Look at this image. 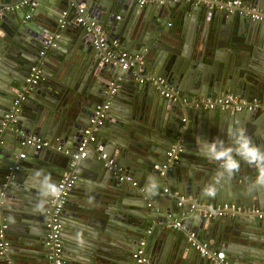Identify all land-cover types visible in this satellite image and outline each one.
I'll list each match as a JSON object with an SVG mask.
<instances>
[{"label":"water","instance_id":"obj_1","mask_svg":"<svg viewBox=\"0 0 264 264\" xmlns=\"http://www.w3.org/2000/svg\"><path fill=\"white\" fill-rule=\"evenodd\" d=\"M21 1L0 0V226L5 225L9 239L0 264H24L12 254L47 264L48 203L43 212L35 210L43 179L36 172L43 170L57 183L95 106L105 102L94 140L75 162L78 176L60 212L62 264H116L115 259L130 256L141 236L149 246L151 231L170 227L174 219L182 220L227 264H264V188L253 186L258 170L240 161L239 171L220 178L215 197H207L203 189L214 182L219 166L184 150L198 148L197 137L209 142L220 138L227 144L226 129L236 126L264 150V117L257 114L264 107V19L209 10L197 0L144 5L134 0H28L16 12L9 9ZM244 1L264 17V0ZM42 6L50 9L40 14ZM65 8L68 12L62 15ZM79 15L83 24L76 22ZM89 22L100 27L102 47L94 48L95 35L85 29ZM219 23L257 26L262 36L256 41L220 35ZM106 49L141 54L142 72L165 78L180 98L156 96L152 85L138 82V73L102 61ZM33 64L39 65L40 76L12 117L5 119ZM189 93L202 97L232 93L257 100L258 106L216 112L183 102ZM30 133L49 140L57 137L61 149L26 146L25 156L19 157L20 141ZM172 144L184 146L175 158L166 155ZM103 151L134 184L119 181L103 166L99 157ZM152 181L155 194L149 192ZM172 191L191 199L177 205ZM225 202L238 210L211 218L198 214ZM163 231L166 238L176 239L175 251L180 253L167 256L148 249L153 264H212L179 235L186 234L183 230ZM21 256L17 257L24 261Z\"/></svg>","mask_w":264,"mask_h":264},{"label":"built area","instance_id":"obj_2","mask_svg":"<svg viewBox=\"0 0 264 264\" xmlns=\"http://www.w3.org/2000/svg\"><path fill=\"white\" fill-rule=\"evenodd\" d=\"M138 5H144L147 2H159L161 0H135ZM197 2H202L208 9L213 10H225L227 12H238L248 15L253 20H262L264 19L263 15L259 13L255 8L245 6L241 3L240 0H197ZM28 4V0H22L19 4H15L11 6L10 10L18 9L21 5ZM78 13L82 12V8H78ZM67 12L62 11V15H65ZM27 17V15H25ZM83 18L79 15L76 18V22L82 23ZM87 33H94L95 37L92 39V44L94 48L102 47L104 44L103 37L99 36L100 27L97 24L89 22L87 26H85ZM57 36V35H55ZM116 43L113 41L112 45ZM102 61L117 64L121 70L131 69V72L138 73L137 80L141 83H147L152 85L157 93L161 95L163 98H166L170 101H175L180 98V93L177 89L169 85L165 78L158 76L149 72H142L141 64H142V55L135 53L131 54L128 51L119 49H106L104 52V56L101 58ZM40 76V68L38 64H33L29 68L28 75L24 79V84L20 87V92L16 95V98L12 102V106L9 110V113L4 115L5 119L11 118L13 112L16 110L17 105L24 98V94L27 92L28 88L32 83H34L38 77ZM112 89L110 90V92ZM183 102H188L190 105L194 107H200L202 109H220L226 110L229 112H239L241 110H252L258 106L256 101H247L244 99H240L237 95L232 93L220 94L213 97H190L186 99L182 98ZM108 102H105L101 105H97L93 111V114L89 117L88 125L83 129L82 136L76 145L74 151L69 154L67 166L65 172L58 179L56 186L59 189V195L56 197H49L47 203L48 208L45 214V228L47 229L46 234V247L47 254L46 260L47 264H62V245L60 241V212L64 206L65 200L68 196V193L75 183L78 172L75 166V162L80 157H83L85 154L86 146L89 142L94 140L93 132L97 128V126L101 123L104 110L107 107ZM58 139H54L51 141L46 138H42L36 134H28L26 135L22 141H20V145L24 146H32L35 149L40 148H54L56 151L61 149V145L57 142ZM182 150L181 144H173L166 151V155L169 158H175L176 154ZM64 153L67 154V150H64ZM23 153H19V157H23ZM99 157L103 159V166L111 171V174L116 177L119 181H132L131 176L125 174L121 168L117 167L114 161L106 156L105 153H100ZM163 192H168L167 188H163ZM173 196H176L178 201L177 205H180L182 202L188 201L191 199L190 195L186 194H178L176 191L171 193ZM237 209L233 203H221L219 205H215L214 207L206 208L202 211H199L198 214L205 218H211L216 216H222L227 211H233ZM252 212L258 213V216H261L262 212H258L257 209H251ZM4 224L0 226V254H7V245L8 240L4 234ZM170 227L176 230H183L186 233V240L188 244L196 250L201 256L207 258L212 264H225V259L222 255L218 254L216 251L208 248L206 243L199 241L194 232L186 227L180 219H174L171 221ZM146 233H150V229L146 230ZM131 259L133 264H153L151 260L148 258L145 252V240L141 238L138 240L134 250L131 253ZM12 264V263H9Z\"/></svg>","mask_w":264,"mask_h":264},{"label":"clouds","instance_id":"obj_3","mask_svg":"<svg viewBox=\"0 0 264 264\" xmlns=\"http://www.w3.org/2000/svg\"><path fill=\"white\" fill-rule=\"evenodd\" d=\"M226 133L227 144L220 138H215L211 142L200 137L196 138L198 155H203L219 166L216 179L203 189V194L207 197H215L216 184L219 179L225 176L229 178L234 176L240 169V161L258 170L253 186L264 188V150H261L251 141L243 127H229L226 129ZM36 175L42 176L43 179L40 183L39 199L35 210L43 212L48 198L58 196L59 189L55 183L51 182L50 174H46L43 170H37ZM155 188V181H152L149 189L150 194H155Z\"/></svg>","mask_w":264,"mask_h":264},{"label":"crops","instance_id":"obj_4","mask_svg":"<svg viewBox=\"0 0 264 264\" xmlns=\"http://www.w3.org/2000/svg\"><path fill=\"white\" fill-rule=\"evenodd\" d=\"M135 1V0H134ZM217 1H221V0H217ZM241 1V3L243 4V5H245V6H248V8H251V7H253V6H250L249 4H246V2L244 1V0H240ZM136 2V1H135ZM137 3V2H136ZM14 6V5H13ZM19 8L20 7H18V9H15V10H13V12H16V11H18L19 10ZM42 10H39L38 12L40 13V14H43L44 13V11L43 10H46V9H50V7H47V6H42ZM253 8H255V7H253ZM259 13H261L260 12V10L259 9H257V8H255ZM28 10H30V8H28ZM27 10V11H28ZM209 10H213V9H209ZM64 11H66V12H68V10H67V8H65L64 9ZM246 17H249L248 15H246V14H244ZM249 22V21H248ZM168 23H171V25L173 24L172 22H168ZM220 24V27L218 28V34H220V35H226V36H232V37H235V38H241V39H245V37L246 38H250V39H253V40H258L257 39V37H259V36H262V34H260L261 33V31H260V27H257V26H254V27H249L248 25H246V24H238V26H239V28H235V27H233V26H231V25H233V23L231 24V23H229L228 25L227 24H221V23H219ZM169 25V24H168ZM230 26H231V28H230ZM250 28V29H249ZM205 29V31L206 32H209V29H210V24L208 25V28H204ZM251 29H252V31H251ZM230 30V31H229ZM212 32H214V31H210V33L212 34ZM216 32V31H215ZM263 37H264V35H263ZM154 41H157V40H154ZM50 45H52V44H50ZM216 49V47H214V50ZM217 50H218V48H217ZM188 51H191V48L190 47H188ZM41 53V52H40ZM223 54H225V52H223L222 53V55L221 54H218V57L220 56V57H223ZM56 60V59H55ZM55 60L54 59H52V66L54 65L53 63L55 62ZM47 70H49V69H47ZM145 72H149V73H153V72H150V71H145ZM154 74V73H153ZM3 76V75H2ZM180 93V92H179ZM155 94H156V96H160V95H158V93H156L155 92ZM181 94V93H180ZM190 95V97H193V96H195V95H193V94H191V93H189ZM216 95H220V94H216ZM216 95H212V96H209V97H213V96H216ZM195 97H202V96H195ZM188 99V98H187ZM254 101H256V103H257V100H254ZM118 104H119V106L120 107H122V106H124V104H125V102H123V101H121V102H118ZM258 104V103H257ZM95 108H96V106H95ZM94 108V109H95ZM214 110H217L216 112H218V109H214ZM257 114H260L262 117H264V107H262V108H260V111H259V113H257ZM264 123V122H263ZM263 123H260V126H262V124ZM53 139L52 140H54V139H56L57 137H52ZM228 137L226 136L225 137V140L227 139ZM58 139V138H57ZM51 140V141H52ZM173 145V144H172ZM182 148H184V146H182ZM197 147H195V149H184L188 154H195V155H198V152H197ZM27 150V147L26 146H24V147H22L21 146V152L24 154V156H25V151ZM94 150L96 151V150H98L96 147L94 148ZM103 153H106L105 151H103ZM200 156V160L202 161L203 159H205L206 160V158L203 156V155H199ZM208 159V158H207ZM186 160L187 161H190L191 159H189V158H186ZM208 160H210V159H208ZM211 163H215L214 161H212L211 160ZM211 165V164H210ZM162 169H163V167H161L160 168V173H162ZM35 180H39V179H37V178H34ZM148 188H149V186H145V189L144 190H148ZM165 188H167V187H165ZM140 190L141 191H143V189L142 188H140ZM173 192V191H172ZM177 192V191H176ZM147 206H148V204H147ZM246 211H249V209H247V208H244V212H246ZM22 226H24L23 224H18V227H22ZM163 229H170V230H174V231H177L176 229H173L172 227H169V226H160V228H159V230H158V228H156V229H153L152 231H151V233L149 234L150 236H151V239H152V241L150 242V244H149V246H145V252H146V254H148V249H149V252H150V250L152 249V250H154V253L156 252L157 254H159V252L162 250V252L164 253V254H166L167 256H169V255H171V254H175V253H180V251L179 252H177V251H175V248H176V239H174V237L172 238V237H168V238H166V236L167 235H165V232L163 231ZM157 230H158V232H157ZM158 233V237H153L152 238V236L155 234V233ZM177 234V233H176ZM179 235H181L182 237H184V238H186V234H184L183 232H179ZM141 238H144V240H145V237L144 236H141ZM141 238H139V239H141ZM8 241H9V239H8ZM187 241V240H186ZM200 241V240H199ZM204 243V242H203ZM190 246V245H189ZM135 247V246H134ZM191 247V246H190ZM193 249V248H192ZM132 253V252H131ZM131 253H130V256H129V254H128V257H125V258H123L122 260L121 259H115V262H116V264H133V262H132V259H131ZM199 254V253H198ZM172 255V256H173ZM200 255V254H199ZM221 255V254H220ZM12 256L15 258V260H16V262L17 263H24V264H33V259H30L29 257H23V256H21V255H19V254H12ZM17 256H21V257H23V259H24V261H22V260H19L20 259V257L18 258ZM201 256V255H200ZM223 256V255H222ZM204 257V256H203ZM224 257V256H223ZM224 259H225V257H224ZM35 264V263H34ZM225 264H227V261H226V259H225Z\"/></svg>","mask_w":264,"mask_h":264},{"label":"flooded vegetation","instance_id":"obj_5","mask_svg":"<svg viewBox=\"0 0 264 264\" xmlns=\"http://www.w3.org/2000/svg\"><path fill=\"white\" fill-rule=\"evenodd\" d=\"M190 97V96H189Z\"/></svg>","mask_w":264,"mask_h":264}]
</instances>
